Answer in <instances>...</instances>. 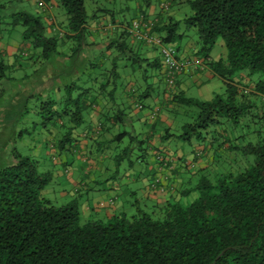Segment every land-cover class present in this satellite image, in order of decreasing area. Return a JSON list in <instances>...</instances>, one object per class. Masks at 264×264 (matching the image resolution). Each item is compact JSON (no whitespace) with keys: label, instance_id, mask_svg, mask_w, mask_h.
<instances>
[{"label":"trees","instance_id":"trees-1","mask_svg":"<svg viewBox=\"0 0 264 264\" xmlns=\"http://www.w3.org/2000/svg\"><path fill=\"white\" fill-rule=\"evenodd\" d=\"M20 1L0 0V8ZM50 1L63 12L65 24L59 22L57 27L66 31L65 36L60 32L46 36L41 15L23 10L11 13L8 25L22 27L21 40L33 52L38 51L30 56L40 60L42 67H50V63L61 67L56 74L63 82L59 98L49 97L37 106L40 124L45 128V122L46 126L49 122L47 131L56 133L53 138L60 151L81 124V112L91 104L87 102L88 92L93 90L99 95L109 81L115 86L118 61L127 60L139 66L138 62L145 59L132 51L125 39H116L105 47L106 51L116 53L109 70L91 64L92 60L80 64L72 53L65 57L70 61H63V65V56L57 51L61 37L82 41L87 21L97 13L87 17L85 0H36L40 7L48 6ZM186 3L190 13L181 24L185 30L193 29L196 33L194 54L206 59L217 40L224 47L223 61L208 62V68L220 78L224 92L209 101L175 96L173 101L177 105L196 109L189 123L180 127L183 133L177 138L187 145L191 141L199 144L205 141L204 136L212 134L208 138L214 150L212 164L236 162L238 170L224 171L219 167L213 171V167H208L197 171L198 177L184 184L176 198L151 205L149 210L134 200L133 211L128 215L118 213L104 220H81L76 200L55 205L41 195L51 180L50 172L40 171L37 161L27 156L12 154L14 163L0 168V264H264V101L258 106L251 103L233 81L239 73L246 77L257 75L252 91L264 100V0ZM164 6L167 8L163 1L160 7ZM137 19L127 26V36L134 43L154 49L161 62L156 45L133 36L132 23ZM144 19L140 17L138 21L141 33L157 37L163 45L171 46L183 34L177 33L179 23L159 26ZM0 67H9L3 66L2 57ZM69 67L84 72L74 75ZM91 69L100 70L92 80L98 77L103 83L95 90L83 89L77 80ZM129 93L135 97L133 89ZM222 123L231 130L228 134L224 131V136L218 130ZM240 123L253 126L254 130L231 134ZM214 128L216 131L211 130ZM238 157H252V162L242 166ZM190 193L194 197L185 199Z\"/></svg>","mask_w":264,"mask_h":264},{"label":"crops","instance_id":"crops-1","mask_svg":"<svg viewBox=\"0 0 264 264\" xmlns=\"http://www.w3.org/2000/svg\"><path fill=\"white\" fill-rule=\"evenodd\" d=\"M26 1L32 6L34 13L40 14L44 20L46 36H54L59 32L65 36L66 31L59 29L57 22L52 19L55 10L53 1H50L48 6L43 5L42 7L37 4L36 0ZM106 1L113 5L115 0ZM175 1L166 0L167 5L175 3ZM165 9L164 6L161 12H164ZM150 12L148 13L149 18L159 26L175 22L181 23L183 19H173L170 15H166L163 19L158 13ZM127 26L128 24L125 22H115L109 14L93 16L87 21L83 39L85 36L92 39L97 37V40H101V42L95 44L93 43L95 40H90L89 44H84L88 46V48L85 47V50H89L85 51V58L91 60L94 53L100 52L102 49L108 55L110 51L105 50L106 45L112 40L125 39L130 44L131 50L137 53L140 58L145 59L138 63L148 67L149 78L144 75L138 81L134 75L128 73L118 76L114 87L109 81L106 89L99 95L96 94V91H89L86 97L87 102L91 104L81 112V124L72 131L70 141L63 143L60 151H57L53 138L56 133L52 130H49V133L46 128L43 129L45 138L33 143L34 158L38 159L41 153L49 154L47 157L51 156L50 181L65 175L69 184L73 185L71 194L61 189L59 195L64 202L70 199L77 201L81 220L87 218L104 220L113 214L125 213L124 211L127 209L122 203L128 196L137 200L144 207L162 204L167 199L177 197L181 187L192 181L191 174L205 171L208 167L214 166L212 164L214 150L210 141H208L209 143L206 140L199 144L193 143L188 147L181 146L179 141L175 143L174 140L178 138L172 131H177L179 128L180 125L177 124L176 119L179 120L181 115H178L180 105H177L173 100L175 96H181L198 101H209L214 95L223 94V84L220 78L208 68V62L219 59L223 61L224 47H221L217 60H213L209 56L202 62L197 59L193 60L194 46L184 39L185 33L183 32L181 38L175 39L170 45L175 47L181 58L190 62L191 71L187 75H177L173 86L169 87L165 82V67L159 62L155 50L134 43L127 36ZM177 33L179 34L178 29ZM63 36L59 42L61 47L69 41ZM68 36L70 37L71 34ZM20 46V42L18 44L12 42L0 44V57L6 60L9 63L8 66L13 69L20 67L15 61V55L20 52ZM59 53L63 56L61 63L63 64L64 61L67 64L66 54ZM34 54L37 55L38 51L29 53V56ZM79 58L77 57L75 60L79 61ZM152 61L155 62L154 66L150 65ZM59 68L61 67H54V63H50V67H42L39 77L35 76L32 86H30L28 96L38 95L45 100L49 97L59 98V89L63 83L58 76L56 77ZM63 68L66 69V67ZM69 70L74 71V75L84 72V70L78 71V68L74 67H69ZM94 71L95 69H91L88 73L83 74L80 80H77V85L83 89L92 88L95 90L98 88L97 86L103 82L98 77L96 80H92L97 76ZM147 80L150 82L147 83ZM233 81L239 84L238 87L242 94L247 96L251 103L256 106L262 104L264 100L253 94L254 81H251L249 77L239 73ZM243 81L244 83L241 84ZM156 82L163 84L161 94L154 90ZM111 88L114 91L111 92ZM22 89L27 90V87ZM129 89L134 90L135 97L131 96ZM114 115L117 117L115 118ZM10 126L13 132L20 129L16 128L13 123H10ZM218 130L219 134L224 136L223 130L220 128ZM114 132L117 134L114 135ZM118 135L121 136L117 137ZM125 137L135 144L138 155L134 156V163L127 161L128 164L125 165V169L123 168L120 177L113 179V177L104 174L114 165L124 164L125 156L132 154L133 148L126 149L123 153L119 151L118 144ZM111 142L117 147V152L122 155H113L115 151L112 147L110 149ZM92 150L95 152L94 155L91 153ZM189 151L191 154L194 153V156L189 155ZM196 151L198 153L195 157ZM128 152L130 153L128 154ZM74 161L89 165V170L83 172L84 176L78 172V169L72 168L71 165ZM186 174L190 177L187 178ZM66 195L70 198L64 200L65 197L67 198ZM131 212L125 214L128 215Z\"/></svg>","mask_w":264,"mask_h":264},{"label":"rangeland","instance_id":"rangeland-1","mask_svg":"<svg viewBox=\"0 0 264 264\" xmlns=\"http://www.w3.org/2000/svg\"><path fill=\"white\" fill-rule=\"evenodd\" d=\"M163 1L167 3L166 0H115L113 5H110V3L106 0H85L83 6L87 17H90V15L94 13L103 14L102 10H104L108 12L107 14H109V16H111L115 22H125L128 25L132 19H137L138 17L139 18L136 21H139L140 17H145V22L154 21L153 19L149 18L150 15L148 13H151L150 11L158 13L161 18L163 17V19H165L166 15H170L173 19L179 20H181L184 16H188L190 13L189 7L186 3V1L190 0H176L175 3H170L169 5H167V8L164 10V12H161L162 7H160V4ZM21 10L31 14H35L32 6H30V3L26 0H21L20 2H10L0 8V44L4 45L6 42L18 44V42H20L22 46L19 47L20 52L16 53V61L20 67H16L14 69L12 67H0V168L13 164L14 160L12 158V154L16 153L20 156H27L37 161L38 169L40 171L44 172L47 169V172L51 173V170H49L52 165L51 156L47 157L49 156V154L41 153L38 159L34 158L33 156V143L35 141L39 142L43 138H45L43 133L44 127H42V125L40 124L41 115L37 113L38 104L44 102L45 99L40 98L38 95H31L30 97L28 96V91L31 88L30 86H32V82L34 81L35 76L39 77L41 73V61L36 60L35 57H28L29 53L33 51L31 50L28 43L21 40L22 27L17 26L14 28H10L8 25L9 15ZM52 16V19H54L55 22H62L63 25L65 24L63 12L59 8L55 9ZM178 32L185 33L184 39L189 44L193 45L196 51L197 37L195 31L193 29L185 30L183 25L179 23ZM90 40H95L93 42L95 44L101 42V40H97V37H94V39H92L85 36L83 41L80 40L78 42V39H72L65 42V46L63 47H61L58 43L57 51L65 53L66 56L71 55V53L74 54V60L77 57H80L79 63L82 64V62L86 61L85 51H89L88 49L85 50V47L88 48V46L84 44H89L91 42ZM221 47H223L221 41L217 40L208 56L213 60H217L220 56ZM114 56H116V53H114V51L109 57V55L105 53L104 49H102L100 52L94 53L93 58L91 59V64L99 65L100 67H106L109 70L111 64L115 62ZM193 56L195 57H193V60L197 59L201 62L204 60V57H202L200 54L198 55L196 53H193ZM68 61H70V59H66V62ZM7 65H9V63L3 59V66ZM139 66L140 67H138L136 63H133L131 61L120 60L117 63L116 72L118 76H124L128 73L132 74L138 81H140L144 75L149 78L148 67L142 65ZM99 71L100 70L98 69L94 72L98 74ZM249 79L251 81H255L257 79V75L249 76ZM149 82L150 81L147 80V83ZM243 83L244 81L241 82V84ZM154 86L155 92L161 94L163 90V84L156 82ZM23 87H27V90L22 89ZM179 111L180 113H178V115L181 116L179 120L176 119V122L180 126L185 123H189L190 118L192 116H195L196 113V109L193 107L179 106ZM10 123H13L16 128L20 129H16V131L13 132ZM44 126L46 130L50 129L49 122H47V126L45 122ZM180 126L179 128H177V131H172L173 134L179 135L183 133V130L180 128ZM227 126L228 125L222 123L220 124L219 128L223 130V132L225 131L226 134H228L229 132H231V130L230 126ZM211 130H215V128ZM253 130V126L245 127L240 123L234 131L232 130L231 134H247V132L250 133ZM115 134H117V132H114V135ZM206 134H208V131L206 132ZM210 135H208L207 137L204 136V140H206V142L211 141L210 139H208ZM253 139L254 136L249 140L252 142ZM174 141L175 143L179 141L178 143H180L181 146L185 145V147H188V145L181 139H175ZM191 144H193L192 141ZM109 145L110 149L112 147V149L115 151L113 155H122L121 153L119 154L117 152V147L114 143L112 144L111 142ZM118 148L122 153L126 149L131 150L133 148V150H131L132 154H129L130 152H128L129 155L125 156L124 164L120 163V167L114 165L111 169H108L109 171L104 174L106 176L113 177V179L120 177L123 172V168L125 169V165L128 164L127 161L134 163V156L138 155L135 144L132 143L127 137H125L121 141V143L118 144ZM91 153L94 155V150H92ZM188 154L190 155L191 152L189 151ZM191 155L194 156V153H192ZM238 158V160L241 161L242 166L245 163L251 164L252 162V157H247V160H242L240 157ZM214 165L215 166H213V171H217V168L219 167H223L224 171H237L240 167L236 162H229L226 160H224V163H214ZM71 166H73L72 168L74 170L78 169V172H80L81 175H83V172L89 170V165L84 164V162L82 164L74 161L73 165ZM126 170L129 169L126 168ZM198 175V172L196 174H191L192 182L198 177ZM185 176L187 178L190 177V175L188 174H186ZM72 188L73 185L69 184L67 178L65 177V175H63L62 177H56L53 181H49L43 187L40 193L44 198L49 199L55 205H57L64 203L63 198L59 195V191L63 189L71 194L70 191ZM194 195V193H190L189 196L185 199H191L194 197ZM69 198L70 196H67V198L65 197L64 200ZM125 199L126 200L124 203H122V205L125 206L127 211L124 212L129 213L130 211H133L132 202L134 201V198L128 196V198L126 197ZM182 201L183 200H181V202ZM139 205H141V203ZM147 209L149 210V207H147Z\"/></svg>","mask_w":264,"mask_h":264},{"label":"built area","instance_id":"built-area-1","mask_svg":"<svg viewBox=\"0 0 264 264\" xmlns=\"http://www.w3.org/2000/svg\"><path fill=\"white\" fill-rule=\"evenodd\" d=\"M139 29V22L134 21L132 23L131 29L133 36H135L137 39H144L149 45L154 44L157 46V52L160 56L161 64L165 67L164 77L167 86H173L174 79L177 75H187L190 73V62L186 59L180 58L173 47L161 44L157 37H148L146 34L141 33V30Z\"/></svg>","mask_w":264,"mask_h":264}]
</instances>
